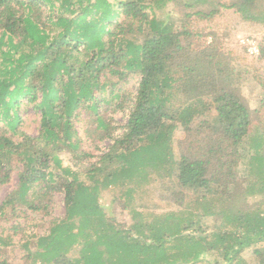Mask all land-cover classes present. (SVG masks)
<instances>
[{
    "label": "trees",
    "instance_id": "16d2710c",
    "mask_svg": "<svg viewBox=\"0 0 264 264\" xmlns=\"http://www.w3.org/2000/svg\"><path fill=\"white\" fill-rule=\"evenodd\" d=\"M175 1L0 0V123L21 138L15 143L0 136V184L8 181L13 161L21 167L17 187L0 211L18 206L48 213L55 193L63 195L65 211L48 235L39 237L29 264H37L35 257L39 264H193L205 255L215 257V264H264V210L231 207L250 186L240 176L243 152L264 179V133L248 149L242 146L250 136L251 112L232 57L214 41L198 45L175 16L160 18L158 12ZM194 1L187 0L185 7L196 10L183 20L212 17L221 7L264 24L261 0L219 2V7L197 0L212 7L207 13ZM44 5L53 13L50 22L42 20ZM250 9L261 15L253 17ZM258 48L262 61L264 38ZM106 74L117 81L102 82ZM129 77H136L138 86L125 108L120 82ZM108 84L111 101L117 100L116 109L127 117L117 128L98 113L107 102L100 98ZM22 100L40 114L39 148L18 130ZM81 107L96 116L89 139L110 143L85 171L93 180L89 185L59 157L68 152L75 166L93 157L80 150L74 121ZM177 125L185 137L175 157ZM158 169L177 186L198 191L192 200L198 209L152 214L149 221L135 215L129 228L119 229L100 204L102 191L122 187L131 198L137 180ZM246 251L253 262L244 258Z\"/></svg>",
    "mask_w": 264,
    "mask_h": 264
},
{
    "label": "rangeland",
    "instance_id": "374dc122",
    "mask_svg": "<svg viewBox=\"0 0 264 264\" xmlns=\"http://www.w3.org/2000/svg\"><path fill=\"white\" fill-rule=\"evenodd\" d=\"M207 1V0H206ZM217 2V6L226 3H237L238 0H212ZM55 2V1H54ZM115 2V0H114ZM187 0H176L169 2L162 11L158 12L160 18H165L168 14L180 19L177 22L179 28H186L188 32L196 36L193 38L200 46H206L212 41L224 52L230 53L232 61L230 62L234 74L238 78V86L241 95L251 112L250 136L243 141L242 146L248 149L249 144H254L258 136L264 133V60L257 59V56H251L247 52L246 40L258 43L264 38V24L258 22H250L243 18V15L236 12V9H225L219 7V11L212 17H198L191 15L189 18L184 17L186 13L194 12L193 8L185 7ZM202 2V3H201ZM113 3V0H112ZM196 7L203 8L204 12H209L212 7L205 1H194ZM261 6L264 7V0H261ZM56 10L58 2H55ZM41 15L44 22H50L53 18L52 11L48 5L41 6ZM249 13L253 16H260L261 13L256 9H250ZM51 34H56L57 30L52 28ZM26 49L24 48V51ZM102 82H116L117 79L108 74L100 77ZM108 83V82H107ZM138 86L136 77H129L125 81L120 82L122 94V106L128 108L131 105ZM178 95H177V98ZM100 100L107 102L101 103L98 109L99 115L107 118L113 127L123 124L127 117L124 112L116 109L117 100L111 101V86L108 84L101 94ZM20 117V125L18 130L27 136L35 139L37 148L40 144L37 137L40 131V114L34 108L33 104L22 100L16 109ZM126 112V111H125ZM12 114V112H11ZM77 136L81 140L80 150L93 156L87 161H83L75 166L71 154L63 152L59 154L64 167H72L78 170V179L86 185L92 183L90 173L85 172L92 168L97 161V157L101 152H105L110 144L109 141L93 142L89 139L90 132H95L96 116L95 113L87 111L86 108H79L77 118L74 121ZM115 134H118L117 132ZM0 136L8 137L15 143L21 141L19 135L13 134L5 126L0 123ZM185 137L184 131L180 125L173 131V150L175 157L180 154L178 142ZM252 161L248 158L247 152H243L242 159L239 164L240 176L245 177L249 181V187L231 202L234 209H254L261 206L260 210H264V179L260 177L258 169L255 165H250ZM21 171L19 163L13 161L9 169V179L7 182L0 184V206L17 187L18 174ZM95 178L100 179L98 175ZM139 188H135L131 198L125 195V188L111 186L101 193L100 204H102L104 212L107 216L112 217L115 223L121 228H129L133 222L134 216L149 221L152 214H161L169 211H179V213L189 214L196 210L192 200L196 196L195 191L182 188L172 182L167 174L162 170L150 173L149 175L137 180ZM141 182V183H140ZM140 183V185H139ZM263 190V194L261 193ZM185 194V202L180 210V195ZM45 212H32L25 207H6L3 213L0 211V262L5 261L7 264H29L33 260L27 259L28 254L32 255L39 237L48 235L50 228L55 222L61 221L65 216L63 195L55 193L52 197L51 206ZM206 226H212V222H207ZM34 258V257H32ZM244 258L248 262H253L249 251H246ZM39 264V259L34 258ZM215 257L205 255L193 264H215ZM220 260V259H219ZM218 260V261H219ZM220 262V261H219ZM220 264H222L220 262Z\"/></svg>",
    "mask_w": 264,
    "mask_h": 264
},
{
    "label": "built area",
    "instance_id": "2783aa9c",
    "mask_svg": "<svg viewBox=\"0 0 264 264\" xmlns=\"http://www.w3.org/2000/svg\"><path fill=\"white\" fill-rule=\"evenodd\" d=\"M244 44L247 45V52L251 56H258L259 55V48L256 44H254L253 42H250L248 40H246V42Z\"/></svg>",
    "mask_w": 264,
    "mask_h": 264
}]
</instances>
